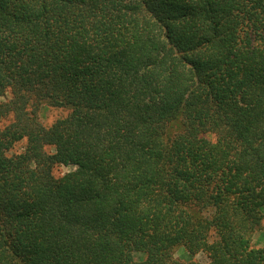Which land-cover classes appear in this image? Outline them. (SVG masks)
<instances>
[{
    "label": "trees",
    "instance_id": "1",
    "mask_svg": "<svg viewBox=\"0 0 264 264\" xmlns=\"http://www.w3.org/2000/svg\"><path fill=\"white\" fill-rule=\"evenodd\" d=\"M263 221L264 0H0V264H264Z\"/></svg>",
    "mask_w": 264,
    "mask_h": 264
},
{
    "label": "rangeland",
    "instance_id": "2",
    "mask_svg": "<svg viewBox=\"0 0 264 264\" xmlns=\"http://www.w3.org/2000/svg\"><path fill=\"white\" fill-rule=\"evenodd\" d=\"M39 121L47 128L51 127L56 121L61 118H64L68 115V111L64 109L53 108L45 103H43L38 110L36 111ZM26 148V141L19 142L15 145L12 153L20 154L24 152ZM49 153H54V150L51 148L46 149ZM75 168L73 167H66V166H57L54 168V175L58 178L74 171ZM252 244L254 247L260 248L264 247V221L258 231H256L252 237ZM138 259L141 256H137ZM174 258L180 262L186 263L190 261H196L202 264H207L209 262L208 258L205 254L199 253L192 257L191 255L186 252L185 249H176L174 252Z\"/></svg>",
    "mask_w": 264,
    "mask_h": 264
}]
</instances>
